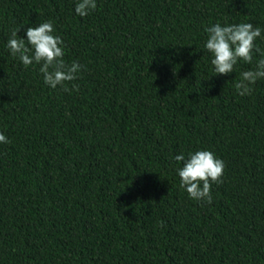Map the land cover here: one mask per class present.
Masks as SVG:
<instances>
[{"label": "trees", "instance_id": "obj_1", "mask_svg": "<svg viewBox=\"0 0 264 264\" xmlns=\"http://www.w3.org/2000/svg\"><path fill=\"white\" fill-rule=\"evenodd\" d=\"M0 0V264H264V78L215 74L205 28L262 29L264 0ZM51 20L64 91L7 47ZM27 44V41H26ZM225 163L212 203L178 169L197 150Z\"/></svg>", "mask_w": 264, "mask_h": 264}, {"label": "clouds", "instance_id": "obj_2", "mask_svg": "<svg viewBox=\"0 0 264 264\" xmlns=\"http://www.w3.org/2000/svg\"><path fill=\"white\" fill-rule=\"evenodd\" d=\"M97 8L96 0H78L75 12L81 16H87ZM14 30L8 40L7 47L13 56H18L22 64L27 67L33 63L39 64V71L43 74L45 84L55 89L62 86L64 91L78 90V85L72 89L65 86V82L76 79L82 65L73 61L66 64L64 57L63 39L55 35V28L51 20L30 26L26 29V39L18 35ZM208 39L205 48L212 53L214 75H226L234 71L238 61L253 63V51L260 54L253 69L243 71L235 88L240 96L251 95L252 85L258 79L264 78V50L256 46L255 41L261 37L262 29L254 27L252 23L241 22L223 26L217 22L205 28ZM27 41V44H26ZM6 135L0 131V143H9ZM175 160L182 162L179 168L180 187L185 189L189 197L207 203H212L211 187L213 183H222L225 163L211 150H197L175 156Z\"/></svg>", "mask_w": 264, "mask_h": 264}]
</instances>
